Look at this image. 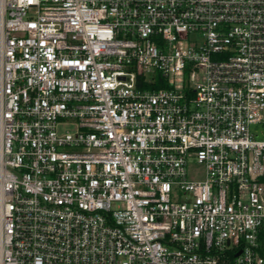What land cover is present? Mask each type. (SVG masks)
Returning <instances> with one entry per match:
<instances>
[{"label": "built area", "instance_id": "1", "mask_svg": "<svg viewBox=\"0 0 264 264\" xmlns=\"http://www.w3.org/2000/svg\"><path fill=\"white\" fill-rule=\"evenodd\" d=\"M0 264H264V0H0Z\"/></svg>", "mask_w": 264, "mask_h": 264}, {"label": "rangeland", "instance_id": "2", "mask_svg": "<svg viewBox=\"0 0 264 264\" xmlns=\"http://www.w3.org/2000/svg\"><path fill=\"white\" fill-rule=\"evenodd\" d=\"M258 139H262V137L258 136ZM190 171H191V173H194V169H192V167H190Z\"/></svg>", "mask_w": 264, "mask_h": 264}]
</instances>
